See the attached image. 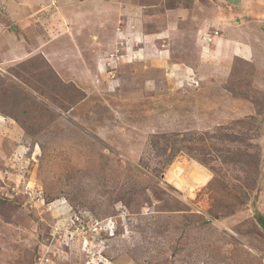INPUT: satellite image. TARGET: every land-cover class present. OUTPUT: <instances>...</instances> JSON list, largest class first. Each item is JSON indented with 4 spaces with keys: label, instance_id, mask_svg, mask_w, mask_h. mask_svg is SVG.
<instances>
[{
    "label": "rangeland",
    "instance_id": "1",
    "mask_svg": "<svg viewBox=\"0 0 264 264\" xmlns=\"http://www.w3.org/2000/svg\"><path fill=\"white\" fill-rule=\"evenodd\" d=\"M86 1L0 0V264H264V0Z\"/></svg>",
    "mask_w": 264,
    "mask_h": 264
},
{
    "label": "crops",
    "instance_id": "2",
    "mask_svg": "<svg viewBox=\"0 0 264 264\" xmlns=\"http://www.w3.org/2000/svg\"><path fill=\"white\" fill-rule=\"evenodd\" d=\"M94 1L93 0L86 1L85 5L88 7L87 11L89 12L88 15H89V18L91 20V23L92 22L95 23V26L94 27L97 29L98 34H99L98 36H99V38L101 40V36L103 35V30H102L103 27L105 26L106 23L110 25V23H112V20L114 19V15L112 14L113 13L112 10H114V7L115 6L113 4H112V6H111V4H103V3L98 2L96 0L95 1V6L92 7V4H93ZM220 1L225 2L229 7H232V8H241V13L242 12H243V14L245 13V8L243 9L244 0H220ZM94 14H95L96 19L94 17ZM203 28H205V27H200L201 31L203 30ZM101 30H102V34L100 35V31ZM229 33H232L233 34V30H230ZM234 35H236V34H234ZM239 35H241V34H239ZM233 38L234 37L225 39V38L221 37V38L217 39L218 41H216V43H214V46L211 47V45H210L209 48L208 47H205V45H203V43L202 44L200 43V46L202 48L200 50V53H202V57L205 60L206 59L215 60V62H218L220 59L222 61H224V62L228 61L227 60L228 59L227 56H229V55L225 56V54L227 53V51H231L233 48L235 49L236 46L239 47V45H237V43L239 42V40L233 39ZM242 44H245V43H242ZM21 46L24 47L23 44H21ZM210 47H211V49H210ZM228 48H229V50H228ZM234 55H236V54L234 53L233 56ZM5 58H7V57H5ZM18 58H20V57H18ZM71 63H72V60H71ZM200 65H201V58H200V60H198L197 67L199 68ZM199 71L201 72V70H199ZM199 71H197V72L193 71V74L197 76V78H198L197 80L200 83L201 82L200 79L201 78H204L205 79V75H203L202 72L200 73Z\"/></svg>",
    "mask_w": 264,
    "mask_h": 264
},
{
    "label": "trees",
    "instance_id": "3",
    "mask_svg": "<svg viewBox=\"0 0 264 264\" xmlns=\"http://www.w3.org/2000/svg\"><path fill=\"white\" fill-rule=\"evenodd\" d=\"M165 138V137H164ZM175 142V141H174ZM168 144H177V142H175V143H172L170 140H168ZM172 157H174V156H172ZM261 222L263 223V225H264V220L261 218Z\"/></svg>",
    "mask_w": 264,
    "mask_h": 264
}]
</instances>
